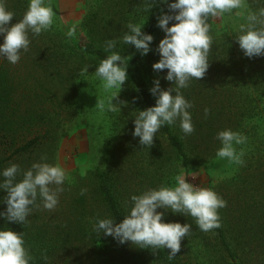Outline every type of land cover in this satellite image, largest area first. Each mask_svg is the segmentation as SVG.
I'll use <instances>...</instances> for the list:
<instances>
[{"label":"trees","instance_id":"1","mask_svg":"<svg viewBox=\"0 0 264 264\" xmlns=\"http://www.w3.org/2000/svg\"><path fill=\"white\" fill-rule=\"evenodd\" d=\"M110 2L108 8L94 10L85 18L82 34L73 41L63 42L60 30L52 25L39 35L29 32V49L21 52L15 65L0 59V171L12 163L18 164L17 180L23 178V171L34 162L41 161L45 148L56 139L52 125L64 113L59 97L40 80L37 72L73 88L80 66L90 68L92 63L106 58V42L115 39L113 51L125 57L127 78L135 90V95H126L128 117L122 119L121 132L106 140L103 163L85 177H79L78 183L62 186L55 209H44L38 198L40 206H32L24 224L0 217V228L23 233L25 247L32 257L30 264H202V258L207 261L208 257L211 260L208 264H247L249 257L259 251L256 242L264 241V178L249 193L242 187L225 192L223 184L213 188L227 202L218 210L219 228L205 232L196 226L193 217L166 211L165 222L192 225L172 260L168 259L167 248H140L131 241L122 244L94 230L98 219L112 217L114 223L121 222L131 206L133 194L160 186L173 187V182L164 179L166 166L174 161L173 155L184 169L215 159L221 147L217 133L224 129L241 133L264 110V82L243 80L258 70L264 72V61H257L254 56L244 57L247 65H240L235 59L240 53L233 42L236 39L210 30L209 67L202 78H193L187 88L181 89L192 104L189 111L194 132L184 134L177 120L173 125L162 126L149 148L140 145L139 137L132 135L134 111L155 104L156 98L149 91L155 79H160L163 89L172 86V82L164 79L167 69L157 72L152 68L160 58L156 47L165 35L157 26V16L161 9L168 11V8L160 0ZM150 3L153 6L148 11ZM28 4L29 0H6L8 10L15 14L10 24L23 17ZM129 22L144 24L142 31L153 35L148 54L141 55L134 46L122 42ZM232 76L236 79H230ZM76 90L75 87L72 91ZM206 108L209 109L207 116ZM258 168L252 174L264 176L263 167ZM82 189H86L83 194ZM6 195L5 190H0V211L7 207L2 203ZM101 241L108 244L104 250L95 248ZM196 241L202 257L193 263L182 245Z\"/></svg>","mask_w":264,"mask_h":264},{"label":"clouds","instance_id":"2","mask_svg":"<svg viewBox=\"0 0 264 264\" xmlns=\"http://www.w3.org/2000/svg\"><path fill=\"white\" fill-rule=\"evenodd\" d=\"M166 4L168 11L161 9L157 16V26L165 33L159 41L156 51L160 58L153 63L154 71L167 69L165 80L172 82V86L163 89L160 79L153 81L150 93L156 98L155 104L143 110H136L134 116V130L132 135L139 137L140 145L150 147L154 136L164 125H173L179 120L182 132L190 135L194 132L192 115L189 109L190 101L181 93L194 78H202L209 67V50L212 45L210 35V19L222 18L224 14L231 15L233 10L242 6V0H160ZM153 5L150 3L148 11ZM15 16L8 10L6 0H0V57L7 62L16 64L21 58V52H27L30 45L29 32L39 35L51 28L56 13L45 3V0H29L28 8L23 17L14 24L10 21ZM175 21L169 26L170 22ZM144 24L129 22L127 31L122 36V42L134 46L141 55L151 50L153 35L142 31ZM67 37L76 35V26L69 27ZM239 47L244 55H264V7L258 11L249 12L247 23L240 24L235 35ZM117 41L109 39L106 42V58L100 60L95 75L104 81L106 89L119 88L127 79L125 57L116 48ZM86 66L81 72H88ZM175 85V87H173ZM113 93L108 100V110H115L118 104L113 103ZM123 103V102H122ZM104 107L103 102L99 105ZM205 116L209 109H205ZM221 147L216 155L228 158L230 161L243 165V153L237 152L235 145L243 144L246 137L231 129H224L217 133ZM20 166L12 163L0 171V190L7 195L2 203L7 207L0 211V217L7 221L25 223L32 211V206L39 207L37 199L43 208L53 210L59 203V193L66 179L65 170L59 165L46 162L41 157L40 162H34L31 167L23 171V178L17 180ZM55 187H52V186ZM86 189L81 190V194ZM131 206L127 214L119 223L114 218L98 219L93 225L94 230L103 232L117 239L120 243L131 241L140 248L169 249L168 259L172 260L181 249V241L191 232L192 225L180 222H165V212L191 216L196 226L202 231H210L220 227L219 209L226 206L217 192L208 187H201L189 182L186 176L177 177V186H160L133 194L130 197ZM164 209L165 211H157ZM32 257L25 247L23 233H17L9 228H0V264H30Z\"/></svg>","mask_w":264,"mask_h":264},{"label":"rangeland","instance_id":"3","mask_svg":"<svg viewBox=\"0 0 264 264\" xmlns=\"http://www.w3.org/2000/svg\"><path fill=\"white\" fill-rule=\"evenodd\" d=\"M110 1L45 0V3L54 9L56 16L53 26L60 30L61 39L66 43L82 34L81 26L92 11L102 7L108 8L111 4ZM108 2L110 3L106 5ZM261 7H264V0H242V6L233 10L231 15L224 14L222 18L212 21L210 19L211 30H215L218 34H229L235 39L239 25L247 23L249 12L258 11ZM72 25L76 26V35L67 37L66 33ZM233 42L240 51L235 59L245 67L248 60L243 58H250L244 55L237 40H233ZM254 57L257 61H264V55ZM0 59L5 61L3 57ZM99 63H92L90 68L88 67V72H81V69L86 66H80L79 75L74 80L77 88L75 92L72 91L75 87L72 88L67 83L37 72L40 80L56 93L64 108L63 115L57 117L52 125V129L56 131V139L50 143L49 148H45L41 155V157H46L47 163L59 165L65 170L66 179L62 186L78 183L79 177H85L96 166L103 163L107 138L119 134L123 128V117H128L127 111H125L126 95H135V90L128 78L121 90L119 88L106 89L104 81L94 73ZM263 75L264 72L258 70L250 78L245 76L243 80L264 82ZM230 79L236 78L232 76ZM113 93L118 94L113 98V103L118 106L115 110L110 111L108 110V100ZM252 96L257 97L255 94ZM100 102H103V108L99 106ZM241 134L247 138L245 143L234 144V147L238 153H243V165H238L228 158L217 157L200 165L192 164L188 169H184L176 156L173 155L174 161L166 166L164 179L167 182H173V187H175L177 186V177L183 175L189 182L201 187L213 189L218 184H223L225 192L234 190V187H242L245 192H251L252 187L261 185V180L264 178L260 174H252L255 169L259 170L258 166L263 167L264 171V110L260 118H254L247 127L242 129ZM114 145L117 144L114 143ZM256 244L259 246V251L254 257H249L247 264H264V241L259 240ZM198 245L200 244L197 241L182 245L186 255L193 263H197L202 257V250ZM107 246L105 241H101L95 245V248L104 250ZM209 259L208 257L206 261L202 258L201 263L208 264L211 261Z\"/></svg>","mask_w":264,"mask_h":264}]
</instances>
